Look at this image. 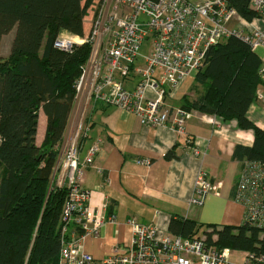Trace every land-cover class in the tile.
Instances as JSON below:
<instances>
[{"label":"trees","instance_id":"obj_1","mask_svg":"<svg viewBox=\"0 0 264 264\" xmlns=\"http://www.w3.org/2000/svg\"><path fill=\"white\" fill-rule=\"evenodd\" d=\"M93 1L0 0V264H60L63 243L70 241L61 220L69 189L55 185V170L91 45L67 52L57 49L55 40L63 32L85 36L84 18ZM230 4L248 20L255 16L246 0ZM13 30L9 56L2 57V40ZM261 66L257 50L241 38L212 46L195 77L202 94L186 95L181 107L236 120L240 129L252 131L253 145L234 148L238 161H264V129L247 117L263 81ZM41 110L48 126L39 147ZM87 123L92 128L90 116ZM167 156L173 157L171 152ZM72 227L82 234L80 227ZM168 228L174 236H203L221 251L264 255V229L249 222L219 227L173 217Z\"/></svg>","mask_w":264,"mask_h":264},{"label":"built area","instance_id":"obj_2","mask_svg":"<svg viewBox=\"0 0 264 264\" xmlns=\"http://www.w3.org/2000/svg\"><path fill=\"white\" fill-rule=\"evenodd\" d=\"M95 1L88 35L63 32L55 40V47L67 52L86 43L91 45V54L76 84V99L79 96L81 100L79 120L76 127L73 125L71 137L64 136L55 170V185L69 189L61 220L62 232H70V241L63 243L60 264H93L94 258L85 252L82 242L85 236L98 235L106 220L91 206V193L82 184L79 155L90 138L88 109L96 104L116 106L137 115L145 126L169 125L183 135L189 111L171 110L164 100L185 77L203 68L212 46L236 37L252 50L264 49V0H246L247 8L255 12L252 20L231 6V0ZM146 42L148 51L142 54ZM140 58L143 64L138 62ZM135 74L139 80L131 89L125 85V78ZM260 74L264 79V64ZM148 88L156 97L148 96ZM259 98L264 102L262 94ZM207 119L216 126L224 120L215 115ZM99 151V142L90 146L85 158L88 166L94 164ZM143 162L150 165L151 159ZM241 165L234 200L243 205L245 222L264 229V161L246 159ZM214 189L212 180L199 174L191 203L200 206ZM71 225L80 227L82 234ZM130 226L131 242L118 245L102 264H234L228 249L210 247L203 236L159 237L157 225L135 219L130 220ZM239 264H264V255L248 252Z\"/></svg>","mask_w":264,"mask_h":264},{"label":"crops","instance_id":"obj_3","mask_svg":"<svg viewBox=\"0 0 264 264\" xmlns=\"http://www.w3.org/2000/svg\"><path fill=\"white\" fill-rule=\"evenodd\" d=\"M92 4L84 18L85 32L90 29L97 6L95 0ZM261 49L259 56L263 65L264 49ZM138 62L144 63L142 58ZM196 74L185 77L179 87L166 96L164 101L168 108H181L186 95L191 97L197 89ZM138 80L136 74L128 76L125 85L134 89ZM262 80L247 117L264 129V102L259 98L260 94L264 96ZM147 94L156 97L150 88ZM92 111L90 138L84 142L79 160L83 168V187L91 193V206L106 218L100 233L85 236L82 242L85 252L94 258L93 264H102L118 245L131 242V219L157 225L159 237L170 234L168 227L173 217L219 227L244 222V207L234 200L235 182L242 165L233 158V151L237 144H254L252 131L240 129L236 120H221L220 126L213 125L207 114L197 110L189 112L183 135L169 125L145 126L137 115L116 106L100 104ZM39 114L36 144L40 147L48 125L46 113L41 110ZM96 142H99L100 151L94 164L88 166L85 158L90 146ZM169 152L173 157L167 156ZM150 159V165L143 162ZM201 173L212 180L215 191L199 206L191 203V198ZM228 250L234 264L243 262L248 253Z\"/></svg>","mask_w":264,"mask_h":264},{"label":"rangeland","instance_id":"obj_4","mask_svg":"<svg viewBox=\"0 0 264 264\" xmlns=\"http://www.w3.org/2000/svg\"><path fill=\"white\" fill-rule=\"evenodd\" d=\"M90 9H89V11H90ZM92 20L93 19H91V21H90V26H91ZM86 24H87V21H86ZM90 29L85 32V34H84L85 36L90 33ZM14 34H15V31L13 30V32H11V33H9V34L4 36V38L2 40V47H1V56L2 57H8L9 56L8 54L10 52V47H11V44H12L11 42H12V40L14 38ZM147 45H148V42H146L144 44V46L142 48V54H145L146 49H147ZM261 52H262V49L261 48L258 49L257 53L260 54ZM201 92H202L201 90L195 89L194 92L192 93L191 97L194 99L195 97H197L200 94H202ZM80 102H81V100H80V97L78 96V98L76 99V102H75V104L73 106V109L71 111L72 113L70 115V118H69V122H68L69 126H68V128H69L70 131L68 130L67 138H69L70 132H72L73 129H74L73 125H74V127L77 126V121L79 120V114H80V110H81V103ZM92 109L93 108L88 109V111H87L88 115L86 117L89 118V116H91V114L93 112ZM66 142H67V139H66Z\"/></svg>","mask_w":264,"mask_h":264}]
</instances>
